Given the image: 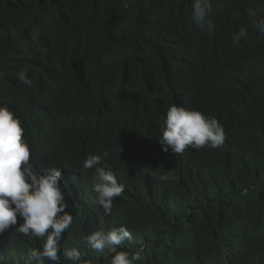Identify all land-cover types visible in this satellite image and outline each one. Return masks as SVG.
Here are the masks:
<instances>
[{"label": "trees", "instance_id": "16d2710c", "mask_svg": "<svg viewBox=\"0 0 264 264\" xmlns=\"http://www.w3.org/2000/svg\"><path fill=\"white\" fill-rule=\"evenodd\" d=\"M0 140V264H264V0H0Z\"/></svg>", "mask_w": 264, "mask_h": 264}, {"label": "clouds", "instance_id": "9594fccd", "mask_svg": "<svg viewBox=\"0 0 264 264\" xmlns=\"http://www.w3.org/2000/svg\"><path fill=\"white\" fill-rule=\"evenodd\" d=\"M7 143H8V145H7ZM7 143H2L0 140V152H2L5 148L12 147L11 144H14V143H9L8 141H7ZM29 144H31V143L29 141H26V140L15 141L14 145H20L18 147V150H16V152L19 151L24 156V154L28 152L27 149H28ZM12 152H13V149L12 150L9 149V150L5 151L4 155L7 158L0 161V162H3L6 165H9L10 156H11ZM15 164H18L17 161H13V165H15ZM49 176H52L51 179L49 178ZM38 177L44 179L43 184H44V187L47 191L57 192V193L61 194L60 188L62 187L63 179H64V175H63L62 171H59L55 167H46V168H43V169L36 171L35 173L33 170V179H36Z\"/></svg>", "mask_w": 264, "mask_h": 264}, {"label": "bare ground", "instance_id": "6f19581e", "mask_svg": "<svg viewBox=\"0 0 264 264\" xmlns=\"http://www.w3.org/2000/svg\"><path fill=\"white\" fill-rule=\"evenodd\" d=\"M9 142V141H8ZM12 142V141H11ZM10 143V142H9Z\"/></svg>", "mask_w": 264, "mask_h": 264}]
</instances>
